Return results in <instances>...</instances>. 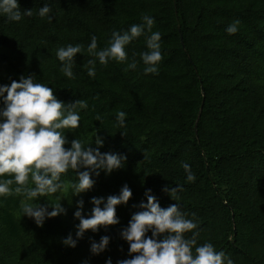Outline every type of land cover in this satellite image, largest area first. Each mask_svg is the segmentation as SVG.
I'll use <instances>...</instances> for the list:
<instances>
[{
	"label": "trees",
	"instance_id": "trees-1",
	"mask_svg": "<svg viewBox=\"0 0 264 264\" xmlns=\"http://www.w3.org/2000/svg\"><path fill=\"white\" fill-rule=\"evenodd\" d=\"M18 3L21 13L33 9L34 14L20 22L0 16V86L32 74L66 104L86 100L80 126L65 133V147L76 137L96 147L100 137L102 153L126 160L109 175L101 172L87 192L73 195L69 187L41 197L38 203L43 206L60 198L66 209L42 227L23 216V192L0 198V264H105L109 257L116 264L130 258L120 232L141 211L148 189L162 208L177 203L187 218L195 213L198 245L211 242L235 264H264V0ZM45 3L52 7L51 22L35 14ZM144 14L154 18L153 31L161 33L159 73L143 72L139 53L147 49L142 35L126 48L129 61L136 53L135 70L125 71L126 63L114 60L106 66L97 62L95 78L88 77L83 65L93 59L87 52L91 36L104 48L112 31L141 23ZM235 20L240 21L238 31L229 35L226 27ZM77 43L84 51L75 57V79H68L55 52ZM120 110L127 113L124 129L115 124ZM182 162L191 165L194 183L185 182ZM62 180L74 182L75 173ZM125 184L132 196L116 208L119 223L95 233L88 230L74 248L65 247L64 238H76L77 201H83L82 215L90 216L92 198L119 195ZM175 184L183 190L174 201L162 189ZM105 235L110 238L106 250L92 255L91 242Z\"/></svg>",
	"mask_w": 264,
	"mask_h": 264
},
{
	"label": "clouds",
	"instance_id": "clouds-1",
	"mask_svg": "<svg viewBox=\"0 0 264 264\" xmlns=\"http://www.w3.org/2000/svg\"><path fill=\"white\" fill-rule=\"evenodd\" d=\"M33 9L20 11L18 0H0V16L10 22H20L24 17H32ZM41 19L51 22L52 7L45 3L35 13ZM240 21L235 20L226 27V33L235 34ZM155 20L144 14L141 23L132 24L125 31H112L108 46L98 48L97 36L92 35L87 46L88 54L93 59L83 65L90 78L96 76V64L106 66L109 61L126 63L125 71L135 70L138 61L136 53L129 61L127 46L137 38L146 36V51L139 53V62L144 65L145 75L159 73L163 60L161 51V33L153 31ZM82 44H68L56 49L55 56L60 62V71L64 77L75 79L73 71L76 67L75 57L82 54ZM0 198H6L12 192L24 193L25 202L21 206L23 216L30 218L37 227H42L47 219L66 214L60 198L58 202L43 206L38 203L41 197L51 196L70 187L73 195H79L91 190L95 177L101 172L111 174L124 166L126 157L116 153H102L103 139H95L96 147L91 143L85 145L78 137L69 141L65 135L80 126V110L87 109L86 100L78 99L66 104L58 100L53 88L40 82L32 74L21 75L18 82L13 80L10 85L0 86ZM127 113L117 111L115 124L121 129L126 127ZM68 130V131H66ZM121 135H124L121 132ZM186 183H194L197 179L192 167L182 162ZM74 172L76 180L65 184L62 177ZM15 184L13 189L11 186ZM180 184L175 187L166 186L162 191L167 192L172 200L175 194L182 191ZM132 196L127 184L120 189L119 195H111L106 199L92 198L91 215H82L83 201L78 200L74 219L76 225L75 239L71 234L62 240L65 247L74 248L77 240L91 230L95 233L98 228L114 226L119 223L116 208L124 205ZM146 203L141 202V211L134 213L127 227L120 232V237L128 244V256L116 264H235L234 260L223 250H217L211 242L197 244L200 235L199 222L187 218L177 203L162 208L151 190L145 192ZM49 208L51 210H49ZM151 235H147L148 233ZM190 234V235H188ZM110 238L101 236L99 241H92L90 253H103ZM105 264H112L109 257Z\"/></svg>",
	"mask_w": 264,
	"mask_h": 264
},
{
	"label": "water",
	"instance_id": "water-1",
	"mask_svg": "<svg viewBox=\"0 0 264 264\" xmlns=\"http://www.w3.org/2000/svg\"><path fill=\"white\" fill-rule=\"evenodd\" d=\"M180 41H181V44H183V42H182V37L180 36ZM202 106H203V104L201 105V107H200V111L202 110Z\"/></svg>",
	"mask_w": 264,
	"mask_h": 264
},
{
	"label": "rangeland",
	"instance_id": "rangeland-1",
	"mask_svg": "<svg viewBox=\"0 0 264 264\" xmlns=\"http://www.w3.org/2000/svg\"><path fill=\"white\" fill-rule=\"evenodd\" d=\"M0 72H3V68L1 67V65H0Z\"/></svg>",
	"mask_w": 264,
	"mask_h": 264
}]
</instances>
